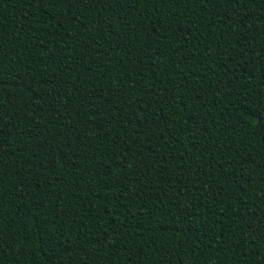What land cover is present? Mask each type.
Segmentation results:
<instances>
[{
	"label": "trees",
	"instance_id": "1",
	"mask_svg": "<svg viewBox=\"0 0 264 264\" xmlns=\"http://www.w3.org/2000/svg\"><path fill=\"white\" fill-rule=\"evenodd\" d=\"M0 264H264V0H0Z\"/></svg>",
	"mask_w": 264,
	"mask_h": 264
}]
</instances>
